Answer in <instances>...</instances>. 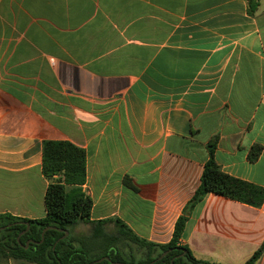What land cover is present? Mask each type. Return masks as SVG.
<instances>
[{
	"label": "crops",
	"instance_id": "0c3cea01",
	"mask_svg": "<svg viewBox=\"0 0 264 264\" xmlns=\"http://www.w3.org/2000/svg\"><path fill=\"white\" fill-rule=\"evenodd\" d=\"M256 2L250 14L249 0H0V214L45 217V141L85 151L91 221L121 220L159 245L211 143L225 174L264 188ZM179 244L214 264H246L263 248L264 264V204L210 193Z\"/></svg>",
	"mask_w": 264,
	"mask_h": 264
},
{
	"label": "trees",
	"instance_id": "16d2710c",
	"mask_svg": "<svg viewBox=\"0 0 264 264\" xmlns=\"http://www.w3.org/2000/svg\"><path fill=\"white\" fill-rule=\"evenodd\" d=\"M258 6L256 0H249V13L254 14ZM215 149L216 144L211 143L210 158L205 164L200 186L177 220L172 240L159 245L139 238L121 220L91 221L93 202L81 190L87 177L85 151L70 142L45 141L42 173L49 181L45 194L46 215L31 220L0 214V228L5 227L0 230V261L12 258L33 264H110L106 259L99 262L102 258H109L112 263L151 264L170 251L155 264H214L195 259L187 247L179 244L195 207L210 193L255 208L264 204V188L225 174L215 161ZM257 156L258 153H253L250 159L256 160ZM55 176L59 178L54 179ZM111 223L115 229L113 234L107 232ZM78 224L89 225L90 234L73 236L72 230ZM47 227H55L56 230L47 231L42 238ZM65 231L69 236L62 239ZM28 242V248H25ZM131 245L142 253L140 258L126 252L125 248ZM178 248L186 251L183 257H180L182 251ZM262 252L263 248L246 264H255Z\"/></svg>",
	"mask_w": 264,
	"mask_h": 264
},
{
	"label": "rangeland",
	"instance_id": "374dc122",
	"mask_svg": "<svg viewBox=\"0 0 264 264\" xmlns=\"http://www.w3.org/2000/svg\"><path fill=\"white\" fill-rule=\"evenodd\" d=\"M107 232L110 234L115 233V229L114 227L111 226H107ZM73 236L75 237H81V236H86L90 234V226L89 225H85V224H78L76 227L73 228L72 230ZM127 253H131L133 254L137 259L141 257L142 253H140L135 246L131 247H126L125 248ZM102 260V259H100ZM0 264H33V263H28L25 261H18V260H14L12 258H3L0 261Z\"/></svg>",
	"mask_w": 264,
	"mask_h": 264
},
{
	"label": "water",
	"instance_id": "95a60500",
	"mask_svg": "<svg viewBox=\"0 0 264 264\" xmlns=\"http://www.w3.org/2000/svg\"><path fill=\"white\" fill-rule=\"evenodd\" d=\"M26 225H27V227L29 228V224L26 223ZM4 229H5V227L0 228V230H4ZM49 230H56V228H55V227H47V228H45L44 231H43V233H42V238H44L45 233H46L47 231H49ZM59 231L62 232L63 230H59ZM68 236H69V232H68V231H65V236H64L62 239H65V238H67ZM20 237H21V235L18 237V241H19ZM29 243H30V242H28V243L26 244L25 248H28ZM178 250H179V251H182V254L180 255V257H183V256L186 254V251H185L184 249H182V248H178ZM169 252H170V251H167V252L163 253V254H162L157 260H155V261L152 262L151 264H155L157 261L162 260V259H163V258L169 253ZM104 259L108 260L110 264H120V263H112V262L110 261L109 258H102V260H99V262H102Z\"/></svg>",
	"mask_w": 264,
	"mask_h": 264
}]
</instances>
